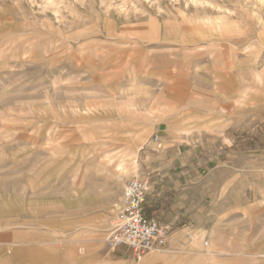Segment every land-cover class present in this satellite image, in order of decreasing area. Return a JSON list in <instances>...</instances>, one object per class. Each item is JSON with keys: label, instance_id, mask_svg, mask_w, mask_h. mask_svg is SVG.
Wrapping results in <instances>:
<instances>
[{"label": "rangeland", "instance_id": "374dc122", "mask_svg": "<svg viewBox=\"0 0 264 264\" xmlns=\"http://www.w3.org/2000/svg\"><path fill=\"white\" fill-rule=\"evenodd\" d=\"M159 124L253 201L161 263L264 264V0H0V264H106Z\"/></svg>", "mask_w": 264, "mask_h": 264}, {"label": "crops", "instance_id": "0c3cea01", "mask_svg": "<svg viewBox=\"0 0 264 264\" xmlns=\"http://www.w3.org/2000/svg\"><path fill=\"white\" fill-rule=\"evenodd\" d=\"M226 125H219L217 131ZM156 134L159 140L154 139L146 152L143 179L148 181L149 190L145 210L168 227L166 249L184 247L191 233L199 234L208 226L241 217L242 210L253 203L247 196L251 181H246L247 175L237 163L241 154L224 152L219 138L210 142L204 134L197 141L181 139L162 124ZM160 250H151L141 260L132 250L121 247L115 256L109 251L106 264L137 259L141 260L137 264H162V257L154 252Z\"/></svg>", "mask_w": 264, "mask_h": 264}, {"label": "built area", "instance_id": "2783aa9c", "mask_svg": "<svg viewBox=\"0 0 264 264\" xmlns=\"http://www.w3.org/2000/svg\"><path fill=\"white\" fill-rule=\"evenodd\" d=\"M159 140V135H154ZM148 181L133 177L125 182L122 206L113 218L106 244L111 252L126 247L138 258L168 243V227L145 210Z\"/></svg>", "mask_w": 264, "mask_h": 264}]
</instances>
